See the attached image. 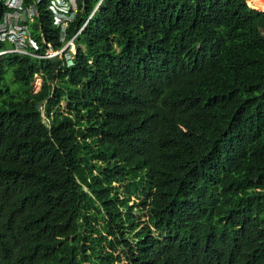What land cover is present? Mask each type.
Masks as SVG:
<instances>
[{
  "label": "trees",
  "instance_id": "16d2710c",
  "mask_svg": "<svg viewBox=\"0 0 264 264\" xmlns=\"http://www.w3.org/2000/svg\"><path fill=\"white\" fill-rule=\"evenodd\" d=\"M36 1L30 48L45 54L101 0H78L66 36ZM258 9L105 0L72 66L1 55L0 264H122L120 249L123 264H264Z\"/></svg>",
  "mask_w": 264,
  "mask_h": 264
},
{
  "label": "built area",
  "instance_id": "2783aa9c",
  "mask_svg": "<svg viewBox=\"0 0 264 264\" xmlns=\"http://www.w3.org/2000/svg\"><path fill=\"white\" fill-rule=\"evenodd\" d=\"M43 0H37L36 3H40ZM49 9L55 19V24L58 28L62 29L63 35L68 34V29L77 17L79 6L78 0H48ZM105 0H101L91 17L85 22L84 26L76 34V36L67 40L64 47L56 49L50 48L45 54H38L31 50L30 47L37 48L35 37H33L30 23L34 21L38 15L35 5L29 7L25 6V0H3V5L7 9L0 11V40L7 41L9 47L0 51V56L7 52H17L21 54H32L40 57H47L55 59L63 54H67L68 66L73 65V58L76 50L75 38L79 35L87 26L97 12L101 9Z\"/></svg>",
  "mask_w": 264,
  "mask_h": 264
},
{
  "label": "rangeland",
  "instance_id": "374dc122",
  "mask_svg": "<svg viewBox=\"0 0 264 264\" xmlns=\"http://www.w3.org/2000/svg\"><path fill=\"white\" fill-rule=\"evenodd\" d=\"M247 1H249V0H247ZM258 10H262V9H258ZM263 11H264V10H263ZM71 49L74 50V51L76 50V43H75V48L71 47ZM11 75H12V70L9 71V76H8V78H10ZM12 82H13V81H12ZM12 85H13V83H12ZM34 85H35V90H36L37 92L40 91L41 88H42V85H43V79L40 78V77H37V79H36ZM132 203H133V202H132ZM137 215H138V216H137L138 218H141V219H143V220L146 219V218L144 217V214H142V213H138ZM117 254L122 256V258H123V262H122V264H123V263H126L127 255H125V250L120 249V250L117 252ZM117 264H121V262H120V263H117Z\"/></svg>",
  "mask_w": 264,
  "mask_h": 264
},
{
  "label": "clouds",
  "instance_id": "9594fccd",
  "mask_svg": "<svg viewBox=\"0 0 264 264\" xmlns=\"http://www.w3.org/2000/svg\"><path fill=\"white\" fill-rule=\"evenodd\" d=\"M257 9V8H256ZM76 53V52H75ZM75 55V54H74Z\"/></svg>",
  "mask_w": 264,
  "mask_h": 264
},
{
  "label": "water",
  "instance_id": "95a60500",
  "mask_svg": "<svg viewBox=\"0 0 264 264\" xmlns=\"http://www.w3.org/2000/svg\"><path fill=\"white\" fill-rule=\"evenodd\" d=\"M263 11V10H262Z\"/></svg>",
  "mask_w": 264,
  "mask_h": 264
}]
</instances>
